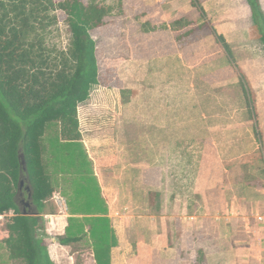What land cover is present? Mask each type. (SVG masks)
I'll list each match as a JSON object with an SVG mask.
<instances>
[{"label": "rangeland", "instance_id": "obj_1", "mask_svg": "<svg viewBox=\"0 0 264 264\" xmlns=\"http://www.w3.org/2000/svg\"><path fill=\"white\" fill-rule=\"evenodd\" d=\"M96 1L116 5L119 10L121 0ZM122 1L123 12L114 17L105 13V25L90 32L97 43L101 86L95 87L90 99L79 106V120L94 166L115 179H125L120 184L124 185L122 199L127 197L129 183L132 199H164L160 182L162 175L166 176L165 167L173 179L168 189L186 197L198 188L202 191L199 196L213 197L203 189L210 169L220 180V188L224 187V168L233 184L246 178H263L264 45L255 30L247 0L200 1L207 20L226 38L236 67L246 77L256 120L250 118L239 72L231 67L224 48L213 35L202 33L203 40L199 42L195 37L196 41L178 49L170 32L148 35L142 31L137 19L141 16L143 22L149 19L171 25L176 21L183 25L192 21L195 30L206 28L208 25L192 0H180L182 5L178 8L173 6L174 0ZM260 2L264 10V0ZM149 6L154 10L150 11ZM65 20L63 14L58 30L49 39V44L58 49H65L70 38ZM161 104L166 107L163 117ZM255 122L262 143L255 137ZM161 133L166 138L167 155L160 146ZM148 166L151 171L146 170ZM103 187L112 194L111 189L104 184ZM56 196L48 203V213L56 212ZM127 207L123 205L118 214L109 217L120 248L114 259L123 253L143 259L142 252L133 247L142 235L132 239L126 233L129 223L136 222L131 218L133 210ZM12 212L0 217L2 232L15 216ZM57 226L51 236L40 231L43 239L60 244ZM66 255L59 264H95L92 249L84 243L69 248Z\"/></svg>", "mask_w": 264, "mask_h": 264}, {"label": "trees", "instance_id": "obj_2", "mask_svg": "<svg viewBox=\"0 0 264 264\" xmlns=\"http://www.w3.org/2000/svg\"><path fill=\"white\" fill-rule=\"evenodd\" d=\"M247 1L264 45L261 2ZM119 3L118 10L96 0H0V214L15 215L4 226L0 264H54L40 231L41 215L57 194L66 200L70 215L60 244L71 248L84 243L96 264H113L118 239L82 138L79 106L101 86L97 43L90 32L105 25V13L114 17L123 12V1ZM192 4L205 20L200 0ZM63 14L70 38L65 49H58L49 39ZM141 17L142 31H155ZM176 26L175 31L187 27ZM211 33L239 72L250 118L256 120L251 89L229 44L213 27ZM253 128L262 143L256 122ZM22 181L32 191L29 215H23L17 198Z\"/></svg>", "mask_w": 264, "mask_h": 264}, {"label": "crops", "instance_id": "obj_3", "mask_svg": "<svg viewBox=\"0 0 264 264\" xmlns=\"http://www.w3.org/2000/svg\"><path fill=\"white\" fill-rule=\"evenodd\" d=\"M172 3L175 8L182 5L180 0H174ZM200 3L203 6L201 1ZM149 7L150 11L154 10L152 6ZM162 7L160 6V9ZM199 14L201 16L200 12ZM142 18L143 16L141 23L145 24L147 28H155V31L145 34L151 35L160 31H168L178 49L182 48L183 44L193 43L196 38L198 41L203 40L205 38L203 35L208 33L213 35L211 28L215 29L207 17L202 21L208 26L204 25L206 26L204 28L200 25L203 29L200 27L199 31L195 30V23L192 21L188 22L187 27L183 30L175 31L172 26L177 23L176 21L170 25L162 21H157V23L152 20L148 21L149 19L143 22ZM177 24L176 27L182 26ZM163 27H167V29H162ZM231 67L233 66L231 65ZM160 107L163 110L166 108L162 104ZM165 112L166 110L164 112L160 110V116L163 117ZM165 139L161 133L160 146L165 149L164 154L167 155L168 147ZM146 170L151 171L149 166ZM224 170L225 173H221L223 188L217 186L220 184V180L212 169L203 180V189L206 193L213 195L210 198L205 195L199 196L201 193L198 195V192H202L199 188L192 189L191 197L182 196L177 192L173 194L171 188L168 189L173 179L165 167L166 176L162 175L160 182L163 185L161 190H165L164 199H132L130 198L133 195L131 183L127 185L126 199H122L121 194L125 195L124 185L120 184L125 179L108 176L109 174L106 175L95 165V173L109 207V217L118 214L123 205H128L127 208L133 210L131 218L136 222L129 223L126 233L132 239L136 235L137 238L142 235V238H138L137 245L133 244V247L135 249L137 247V250L142 252L143 259L137 256L131 258L128 253L127 255L124 253L121 256L118 255L117 259H114L116 251H120V248L117 247L112 251L113 264H264V229L259 222V216L264 213V177L257 178V180L246 178L233 184L230 177L226 175L227 169L224 168ZM180 181L181 179L177 180V182ZM145 182L147 181H143V183ZM103 184L111 189V195L105 192ZM27 194L29 191L26 190H20L18 193L17 198L22 205V200L28 199ZM55 209L56 212L53 213H48L46 209L41 215V231L46 232L44 234L47 236H51L59 225L58 234L62 237L70 217L67 203L66 211L59 205ZM142 209L143 213H141ZM1 216L3 215L0 214ZM4 232L0 228V240L6 237L7 232ZM43 240L54 264H59L60 260L67 258L66 252H69V247L50 238ZM69 257L72 259V255L69 254Z\"/></svg>", "mask_w": 264, "mask_h": 264}, {"label": "water", "instance_id": "obj_4", "mask_svg": "<svg viewBox=\"0 0 264 264\" xmlns=\"http://www.w3.org/2000/svg\"><path fill=\"white\" fill-rule=\"evenodd\" d=\"M23 189H26L27 191H29V196H28V200L29 201L26 202V201L22 200V203H23L24 207L26 208L24 213H23V215H29L28 212H27V208H29L31 206L32 191H31V189L29 187H27L25 185L24 181H22L21 185H20V190H23Z\"/></svg>", "mask_w": 264, "mask_h": 264}, {"label": "built area", "instance_id": "obj_5", "mask_svg": "<svg viewBox=\"0 0 264 264\" xmlns=\"http://www.w3.org/2000/svg\"><path fill=\"white\" fill-rule=\"evenodd\" d=\"M55 200L57 201L58 205H59L63 210L65 209V211H66V201L64 200V198L61 197V196H56V199H55ZM13 213H14V212H13ZM259 222L261 223V225H262V227H263V229H264V213L261 214V215L259 216Z\"/></svg>", "mask_w": 264, "mask_h": 264}, {"label": "flooded vegetation", "instance_id": "obj_6", "mask_svg": "<svg viewBox=\"0 0 264 264\" xmlns=\"http://www.w3.org/2000/svg\"><path fill=\"white\" fill-rule=\"evenodd\" d=\"M21 202V201H20Z\"/></svg>", "mask_w": 264, "mask_h": 264}]
</instances>
